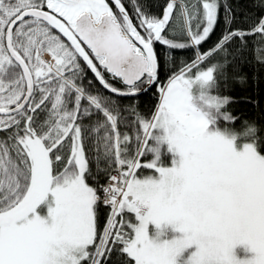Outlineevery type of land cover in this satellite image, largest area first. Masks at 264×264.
<instances>
[{
  "label": "snow or ice",
  "instance_id": "obj_1",
  "mask_svg": "<svg viewBox=\"0 0 264 264\" xmlns=\"http://www.w3.org/2000/svg\"><path fill=\"white\" fill-rule=\"evenodd\" d=\"M130 2L0 0V264H264V136L222 94L247 37L264 62V17L231 29L227 0ZM88 70L119 97L155 89V110L85 88Z\"/></svg>",
  "mask_w": 264,
  "mask_h": 264
},
{
  "label": "trees",
  "instance_id": "obj_2",
  "mask_svg": "<svg viewBox=\"0 0 264 264\" xmlns=\"http://www.w3.org/2000/svg\"><path fill=\"white\" fill-rule=\"evenodd\" d=\"M137 2L141 3L146 10H150L153 14L160 15L168 0H137ZM180 2L181 0H177V4ZM227 4L231 7L234 17L231 29L247 30L260 18L264 17V0H227ZM220 12L221 19L214 33L200 46V51L202 52L213 48L226 30L223 20V7H221ZM247 40L248 49L244 52L243 59L236 61L235 70L232 67L228 69V80L226 81V87L222 85V94L229 96L232 100L227 107L229 112L238 118L234 126L239 128L241 123L245 121H255L256 125L261 129L260 135L264 136V62H261L257 58L255 51L256 48L262 45L258 36L247 37ZM238 44V40L234 42V46ZM156 47L162 56L167 57L171 55L177 64L191 62L196 54L195 48L169 50L159 44ZM106 79L111 80L110 74H106ZM89 82H91V86L98 92L103 95L112 96L121 105L129 106L135 103L139 112L145 116L150 115L158 103V92L155 89L135 97H119L104 90L94 80L90 72L87 71L83 80L85 88L89 87ZM111 82L118 88L123 87L119 81ZM148 172L149 170H145V174H148ZM106 180V177H100L101 184H105ZM108 214L109 208L102 205L100 208L101 219L106 218ZM115 261L116 257L113 256L110 264H114Z\"/></svg>",
  "mask_w": 264,
  "mask_h": 264
},
{
  "label": "rangeland",
  "instance_id": "obj_3",
  "mask_svg": "<svg viewBox=\"0 0 264 264\" xmlns=\"http://www.w3.org/2000/svg\"><path fill=\"white\" fill-rule=\"evenodd\" d=\"M46 55H47L48 57H50V59H51L50 54H46ZM243 247H244V246H239V247L237 248V250H236L237 255L240 256L241 258H243V256H244V253H243ZM247 255L250 257V256L253 255V254L249 252Z\"/></svg>",
  "mask_w": 264,
  "mask_h": 264
},
{
  "label": "flooded vegetation",
  "instance_id": "obj_4",
  "mask_svg": "<svg viewBox=\"0 0 264 264\" xmlns=\"http://www.w3.org/2000/svg\"><path fill=\"white\" fill-rule=\"evenodd\" d=\"M124 2H125V6L129 9V11H130V14H132V11L130 10V9H132V4H131V2L129 1V0H124ZM135 21V20H134ZM46 61V60H45ZM89 72H90V74L93 76V74L91 73V71L90 70H88ZM93 78H94V76H93ZM94 80H96L95 78H94ZM97 81V80H96Z\"/></svg>",
  "mask_w": 264,
  "mask_h": 264
},
{
  "label": "bare ground",
  "instance_id": "obj_5",
  "mask_svg": "<svg viewBox=\"0 0 264 264\" xmlns=\"http://www.w3.org/2000/svg\"><path fill=\"white\" fill-rule=\"evenodd\" d=\"M46 54H47V53H46ZM46 54H45V57L48 58V59H50V57H48ZM104 90H105V89H104Z\"/></svg>",
  "mask_w": 264,
  "mask_h": 264
},
{
  "label": "water",
  "instance_id": "obj_6",
  "mask_svg": "<svg viewBox=\"0 0 264 264\" xmlns=\"http://www.w3.org/2000/svg\"><path fill=\"white\" fill-rule=\"evenodd\" d=\"M93 74V73H92ZM94 75V74H93ZM102 86V85H101ZM106 90V89H105ZM106 91H108V90H106Z\"/></svg>",
  "mask_w": 264,
  "mask_h": 264
}]
</instances>
